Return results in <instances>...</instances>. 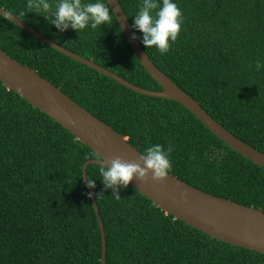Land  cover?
<instances>
[{
    "label": "trees",
    "instance_id": "obj_1",
    "mask_svg": "<svg viewBox=\"0 0 264 264\" xmlns=\"http://www.w3.org/2000/svg\"><path fill=\"white\" fill-rule=\"evenodd\" d=\"M118 2L131 26L143 0ZM27 3L0 0V7L130 83L161 89L113 13L108 25L59 32ZM176 3L183 17L176 41L164 54L140 43L145 53L217 122L264 153V69L254 70V62L264 60V0ZM135 35L140 42L142 34ZM0 49L141 153L152 144L171 147L169 173L178 179L264 212V168L232 150L175 100L132 91L11 21H0ZM91 158L98 156L90 147L0 81V264H100V231L82 178V165ZM98 165L88 164L85 173L95 180L90 189L105 233V264H264L263 253L210 237L130 184L115 186V199Z\"/></svg>",
    "mask_w": 264,
    "mask_h": 264
},
{
    "label": "water",
    "instance_id": "obj_2",
    "mask_svg": "<svg viewBox=\"0 0 264 264\" xmlns=\"http://www.w3.org/2000/svg\"><path fill=\"white\" fill-rule=\"evenodd\" d=\"M106 2L113 10V15L120 30L135 56L147 73L161 86L160 90L146 89L130 83L90 59L55 43L21 19L15 16L11 19L14 24L46 45L114 79L132 91L148 96L175 100L189 110L208 130L232 150L264 168V153L223 127L192 96L162 72L149 59L138 38L132 39L133 30L118 0H106ZM0 12L9 13L2 7H0ZM0 81L33 107L59 123L101 158L87 159L82 165V178L87 193H92L87 186L85 173L88 164L103 163L105 166H110V161L119 157L125 162H138L142 165V153L132 146L125 137L99 118L93 116L35 70L22 65L1 49ZM129 184L165 213L206 233L210 237L264 254V212L259 208L246 206L231 199L203 191L186 181L178 179L171 173L161 181L153 180L150 173L142 181L133 177ZM89 198L100 231V264H105L103 224L93 195Z\"/></svg>",
    "mask_w": 264,
    "mask_h": 264
},
{
    "label": "clouds",
    "instance_id": "obj_3",
    "mask_svg": "<svg viewBox=\"0 0 264 264\" xmlns=\"http://www.w3.org/2000/svg\"><path fill=\"white\" fill-rule=\"evenodd\" d=\"M26 7L43 11L45 19L59 32L71 29L78 33L86 28L96 29L98 26L108 25L113 13L103 0H55L54 4H50L49 0H28ZM13 17L7 12H0V21L12 22ZM132 21L131 27L142 34L140 43L144 48L155 46L159 53L164 54L176 41L183 17L176 0H143ZM135 31L132 39H137ZM262 69L264 60L257 59L254 70L259 72ZM170 152L171 147L165 149L157 143L144 149L141 154L142 165L138 162H125L119 157L111 160L110 166L101 163L98 165L101 182L104 188L112 189L115 199H120L115 186L127 187L133 177L142 181L150 173L153 180H164L171 171ZM87 186L94 188L95 180L88 178ZM88 195L91 197L92 193Z\"/></svg>",
    "mask_w": 264,
    "mask_h": 264
}]
</instances>
